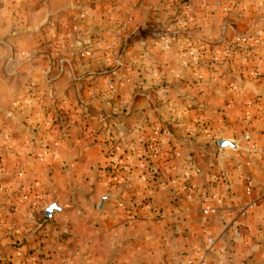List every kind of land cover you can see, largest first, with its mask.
<instances>
[{
    "label": "crops",
    "instance_id": "obj_1",
    "mask_svg": "<svg viewBox=\"0 0 264 264\" xmlns=\"http://www.w3.org/2000/svg\"><path fill=\"white\" fill-rule=\"evenodd\" d=\"M0 124L2 175L38 171L26 154L49 143L48 189L64 165L100 190L115 137L147 179L115 215L73 219L63 264H264V0H0Z\"/></svg>",
    "mask_w": 264,
    "mask_h": 264
},
{
    "label": "rangeland",
    "instance_id": "obj_2",
    "mask_svg": "<svg viewBox=\"0 0 264 264\" xmlns=\"http://www.w3.org/2000/svg\"><path fill=\"white\" fill-rule=\"evenodd\" d=\"M13 130L11 126L0 124V234L10 236L0 248V264H63L69 257H75V254L69 252H73V248L80 242L79 236H73L74 229L80 230L79 222L75 223L73 219L80 220L81 215L92 218L115 215V198L118 196H115V191L118 189L128 192L127 199L143 194L140 190L142 187L129 191V184L133 180L139 184L147 179H143V175H136L135 178L130 175L133 173L131 163L122 157L115 137L107 144L105 157L99 166L102 191L97 189L96 173L84 177L68 175L69 171L64 165L53 169L58 172L53 177V182L60 188L48 189L47 165H58L49 143H44L39 148L31 147L26 154L37 163L38 171L31 174L23 166L17 173L2 175L1 171L7 161L5 155L8 156L4 146L12 145ZM153 173L154 183L148 186L149 196L155 189H160L163 183V174H159L157 170ZM7 178L14 179L17 183L2 186L3 180ZM63 183L70 184L72 188H63ZM105 195L109 197L100 209L99 204ZM54 203L61 209H55L49 217L45 211ZM126 209L133 217L138 216V207ZM156 217L159 216L156 214Z\"/></svg>",
    "mask_w": 264,
    "mask_h": 264
},
{
    "label": "water",
    "instance_id": "obj_3",
    "mask_svg": "<svg viewBox=\"0 0 264 264\" xmlns=\"http://www.w3.org/2000/svg\"><path fill=\"white\" fill-rule=\"evenodd\" d=\"M218 144L221 148H226V147H237V142L236 141H233V140H229V139H225L224 137H219L218 138ZM109 197V196H103L100 204H99V208L102 209L105 205V200L106 198ZM55 209H59V206L54 203L52 205H50L46 211H45V214L49 217H51L53 215V212Z\"/></svg>",
    "mask_w": 264,
    "mask_h": 264
},
{
    "label": "built area",
    "instance_id": "obj_4",
    "mask_svg": "<svg viewBox=\"0 0 264 264\" xmlns=\"http://www.w3.org/2000/svg\"><path fill=\"white\" fill-rule=\"evenodd\" d=\"M148 147H149L151 153L156 152V150L159 147V140H158V136L157 135H152L149 138ZM160 187H163L162 183H161ZM209 209L210 208L207 207V208H205V211H208ZM198 264H207L206 254H203V255L200 256V258L198 260Z\"/></svg>",
    "mask_w": 264,
    "mask_h": 264
}]
</instances>
